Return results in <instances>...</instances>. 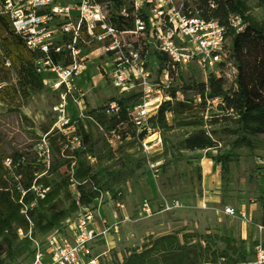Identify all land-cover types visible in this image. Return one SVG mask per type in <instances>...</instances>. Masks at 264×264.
Wrapping results in <instances>:
<instances>
[{
    "label": "rangeland",
    "instance_id": "1",
    "mask_svg": "<svg viewBox=\"0 0 264 264\" xmlns=\"http://www.w3.org/2000/svg\"><path fill=\"white\" fill-rule=\"evenodd\" d=\"M61 1L67 3L68 0ZM181 1L173 0V3L179 5ZM184 1L192 7L200 3V0ZM246 1L251 13L263 20L264 5L259 0ZM102 5L108 17L116 11L111 2ZM126 8H132V3L127 2ZM139 11L140 6L133 13ZM146 50L151 66L157 71L159 61L156 55L151 54V47ZM232 62L237 72L233 74L229 70L232 74L225 79L227 87L233 89L238 66L234 58ZM259 64L261 60L256 57L245 61L246 66ZM97 65L98 60L81 80L86 91L85 101L90 107H100L111 99L122 97L111 83L100 81ZM206 77V73L193 67L182 68L168 90H176V97L180 99L192 98L193 90L187 87L207 82L209 77ZM54 101L55 97L46 89L32 94L21 112L7 111L6 106L0 103V131L9 143L19 146L36 143L45 135L46 127L50 131H62L55 127ZM194 112V118L187 113L175 115L169 112L170 128L162 131V146L148 150L134 136L123 141L116 138L112 144L102 129L87 123L98 145L97 158L91 162L97 171H105V180L118 193L122 204L117 206L108 192L95 201L94 205L100 209L97 215L103 213L113 222L114 211L117 210L122 221L118 232L111 231L107 240L100 239L96 243L95 251L100 254V264L122 260L130 251L140 252L157 238L174 233L179 235L182 245L190 248L189 259H200V264H209L206 261L210 256L216 257L218 264H248L256 247L264 245V135L254 137L256 148L253 152L247 147L233 148L236 135L231 130L234 123L222 119L226 111L219 100H213L206 108L200 107ZM201 118L205 124L200 126L213 133L218 146L188 150L185 139L199 125L184 123ZM212 119L213 122H210ZM216 119L219 120L216 122ZM63 131L70 135L75 128ZM8 148L0 149V155L8 152ZM220 155H228L229 163L221 162L217 158ZM143 199L149 200L153 210L151 215L143 211ZM175 203L178 204L173 206ZM229 206L236 210L234 215L226 213ZM185 234L194 235L187 244L183 239ZM45 235L37 231L38 237ZM223 236L230 237V243L220 238ZM17 248L20 255L11 264H31L32 247L20 241Z\"/></svg>",
    "mask_w": 264,
    "mask_h": 264
},
{
    "label": "trees",
    "instance_id": "2",
    "mask_svg": "<svg viewBox=\"0 0 264 264\" xmlns=\"http://www.w3.org/2000/svg\"><path fill=\"white\" fill-rule=\"evenodd\" d=\"M96 1L113 4L116 11H112L110 21L119 30L133 29L137 17L147 19V0L142 3L144 11L140 10L137 14L133 13V0ZM208 1L200 0L197 7H191L194 13H199L206 19H218L228 28L231 58L235 59L238 66L236 86L233 89L227 87L225 77H217L212 73L207 82L187 87L193 90L192 98L178 99L176 90L171 92L173 100L164 101L152 120L163 131L164 128H170L167 118L169 112H174L175 115L187 113L194 118L195 110L206 108L209 102L219 100L226 111L222 119L234 123L231 130L236 135L233 148L247 147L253 152L256 148L254 137L264 135V19L259 20L251 13L246 0H215L214 7ZM127 2L132 3V8H126ZM259 3L264 5V0H259ZM123 10L126 12L123 13ZM231 14L242 17L246 24L243 31L236 32L229 25ZM64 40L67 39H59L62 51L57 53L52 49L50 56L54 62L67 65L71 59L63 45ZM151 54L156 55L162 69L167 57L154 48ZM46 56L40 49L29 48L23 36L15 31L10 19L0 12V103L6 106L7 111L21 112L22 106L32 94L47 89L46 73L40 70L42 66L39 64ZM254 57L259 58L261 64L246 66L245 61ZM137 98L133 95L115 98L120 104L117 114H108L106 104L90 107L87 103L84 118L73 117L72 122L66 126L75 125V131L70 135L63 130L50 131L46 127L44 133L47 134L51 148L49 162H45L35 150V145L42 137L33 145L19 146L9 143L0 131V149L9 146V151L0 155V264H11L17 260L20 255L17 244L20 241L32 247V240L28 235L30 231L32 237L40 238L37 231L47 235L53 230H62L64 222L81 209H97L95 201L104 192L110 193L114 200H120L118 193L105 180V171H97L95 164L91 162L97 158L98 145L87 123L99 128L90 120L93 117L106 135L110 136L115 131L120 135V141L134 136L128 107ZM217 120L219 119L216 122ZM184 124L199 125L188 133L185 139L186 149L194 151L218 146L213 133L201 127L205 124L202 118L199 121L191 119ZM74 137L80 138V145L73 143ZM8 158L12 161L11 167L5 163ZM217 158L224 164L230 161L228 155ZM41 193L45 196H41ZM193 236L183 235L185 244ZM220 238L227 243L231 241L230 237ZM189 255L190 248L182 245L179 235L174 233L157 238L145 245L140 252L130 251L122 260H116L112 264L201 263L200 259L190 260ZM206 262L219 263L214 256H210Z\"/></svg>",
    "mask_w": 264,
    "mask_h": 264
},
{
    "label": "built area",
    "instance_id": "3",
    "mask_svg": "<svg viewBox=\"0 0 264 264\" xmlns=\"http://www.w3.org/2000/svg\"><path fill=\"white\" fill-rule=\"evenodd\" d=\"M133 2L137 10L139 6L142 9L143 0ZM147 2V19L137 17L133 29L119 30L96 0H68L67 3L61 0H0V12L10 19L28 47L47 54L39 64L42 66L40 70L46 73L47 90L55 97V127L61 130L75 128L74 124L66 126L73 117L84 118L87 102L81 80L97 60L100 81L111 83L122 97H138L128 110L134 138L147 150L163 144L162 130L152 118L164 101L173 100L168 89L182 68L193 67L203 71L206 78L212 73L217 77L236 74L227 37L228 28L218 19H206L194 13L184 0L179 5L173 0ZM208 2L213 7L216 5L215 0ZM229 25L236 32L246 27L238 14L230 15ZM64 38L67 40L63 45L71 59L67 65L54 62L50 56L52 49L57 53L62 51L59 39ZM148 47L167 57L162 69L159 66L156 71L151 66ZM119 111L117 99L106 104L108 114ZM90 120L102 129L93 117ZM109 137L112 144L116 138L120 141V135L115 131ZM73 143L80 145V138L74 137ZM35 150L45 162H49L51 148L47 134L38 141ZM5 163L9 167L12 165L9 158ZM40 195L45 196L44 193ZM116 205L122 206L121 201H116ZM142 209L146 214H152L148 199L142 200ZM226 213L234 215L236 210L229 206ZM97 214L98 209L83 208L64 222L62 230H53L40 238L32 237L30 231L31 264H100L96 243L100 239L107 240L111 231L118 232L122 221L117 210L114 211L113 222ZM248 264H264V245L256 247Z\"/></svg>",
    "mask_w": 264,
    "mask_h": 264
},
{
    "label": "crops",
    "instance_id": "4",
    "mask_svg": "<svg viewBox=\"0 0 264 264\" xmlns=\"http://www.w3.org/2000/svg\"><path fill=\"white\" fill-rule=\"evenodd\" d=\"M99 211H100V209H98ZM101 216H104V217H106L107 218V216L106 215H104L103 213L101 214ZM108 219V218H107Z\"/></svg>",
    "mask_w": 264,
    "mask_h": 264
}]
</instances>
